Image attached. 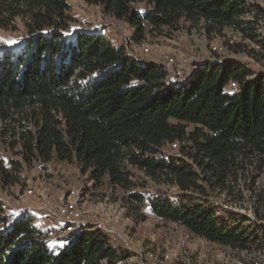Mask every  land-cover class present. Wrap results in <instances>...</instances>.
<instances>
[{
	"label": "trees",
	"instance_id": "trees-1",
	"mask_svg": "<svg viewBox=\"0 0 264 264\" xmlns=\"http://www.w3.org/2000/svg\"><path fill=\"white\" fill-rule=\"evenodd\" d=\"M135 28L171 33L231 29L234 52L264 55V8L247 0H84ZM146 4L139 13L133 3ZM68 0H0V29L23 30L0 50V149L19 147L21 160L0 156V186L21 181L23 162L74 163L94 184L128 191L125 200L165 222L233 250L263 249L264 231L210 200L230 190L238 170L264 168V72L234 60L200 66L184 84L169 83L164 65L142 63L103 32L72 30ZM216 54L215 51H213ZM233 80L239 86L225 89ZM172 144H175L173 149ZM175 150L176 153L165 152ZM137 168L174 196L131 191ZM134 202H137L135 205ZM32 215L10 220L0 206V264H117L126 254L104 232L71 233L52 252Z\"/></svg>",
	"mask_w": 264,
	"mask_h": 264
},
{
	"label": "rangeland",
	"instance_id": "rangeland-1",
	"mask_svg": "<svg viewBox=\"0 0 264 264\" xmlns=\"http://www.w3.org/2000/svg\"><path fill=\"white\" fill-rule=\"evenodd\" d=\"M247 1L264 8V0ZM68 3L74 19L72 30L101 31L113 44L123 45L128 54L135 55L145 63L164 65L168 73L165 80L168 82L179 84L192 76L196 65L214 61L234 60L249 67L254 73L264 72V55L251 56L248 53L249 48L257 49L255 44L248 42L245 52L240 53L229 49L227 43L240 41L239 34L231 29H226L221 35L208 36L201 29L182 27L166 34L146 32L144 38L136 41L135 28L125 21L110 17L101 6L87 4L84 0H68ZM132 7L142 13L147 6L136 2ZM259 33L264 36V18L260 22ZM22 34L20 27L14 31L0 29V50L17 46ZM146 47L148 49L145 52ZM219 47H226V51L220 54L217 51ZM170 58H173V62L169 61ZM183 60L187 63H182ZM177 68L182 69L180 77L173 74ZM225 90L230 93L235 89L227 86ZM18 149L3 144L0 156L21 160V156L16 154ZM165 150L177 152L167 147ZM22 165L21 181L13 186H0V197L12 200L10 196L18 197L25 187H30L47 196L51 204L61 205L72 190L77 191L78 196L74 197L78 199L77 204L84 210L86 219L91 223L103 222L111 233L107 236L112 244L125 252L127 257L117 264H264L263 249L233 250L210 242L183 226L165 222L150 213L146 201L140 203L137 210L136 206L133 207L132 203L125 200L128 191L121 187L114 188L105 181L94 184L89 174H83L74 163L56 160L43 163L34 160L30 164L23 162ZM131 169L134 171L131 191H141L147 196H174L178 193L176 186L157 184L142 170L134 167ZM210 200L222 208L244 215L249 219L245 225L253 224L264 231V168L248 165L238 170L230 190L216 189L212 191ZM32 218L44 230L51 225L42 212L33 213ZM67 241L65 238L53 239L48 243L52 252L58 253L68 244Z\"/></svg>",
	"mask_w": 264,
	"mask_h": 264
},
{
	"label": "built area",
	"instance_id": "built-area-1",
	"mask_svg": "<svg viewBox=\"0 0 264 264\" xmlns=\"http://www.w3.org/2000/svg\"><path fill=\"white\" fill-rule=\"evenodd\" d=\"M147 49L148 48L146 47L144 51L146 52ZM225 49L226 47H219L217 51L220 54H223L224 51H226ZM213 50H216V47H213ZM129 55H131L136 60L145 63L135 55L131 53ZM169 61L173 62V58H170ZM182 63H187V61L183 60ZM200 66L201 65H196L194 67V78L196 77ZM180 68H177L176 72L174 71L173 74L178 77L182 76V69ZM169 83L173 82L170 81ZM228 86L237 88L239 85L235 81L231 80ZM172 147L175 148V144H172ZM77 194V191L72 190L68 195V199L62 200L61 205H53L49 202L47 196L43 195L42 193H38L30 187H25L23 192L18 195V197L10 196L13 197L12 200L0 197V206L3 213L8 216L11 221L17 220L19 217H24L29 214L32 215L36 212H42L51 224L45 230L42 229L41 233V237L48 242L53 239L68 238L71 233H78L86 229L99 230L104 232L106 235L111 234L103 222L96 221L91 223L86 219L84 210L79 208L77 204L78 199L74 197L78 196Z\"/></svg>",
	"mask_w": 264,
	"mask_h": 264
},
{
	"label": "water",
	"instance_id": "water-1",
	"mask_svg": "<svg viewBox=\"0 0 264 264\" xmlns=\"http://www.w3.org/2000/svg\"><path fill=\"white\" fill-rule=\"evenodd\" d=\"M193 79H194V75L192 74V76L188 77V78H187L186 80H184L183 82H180L179 85H180L181 83H188V82L192 81Z\"/></svg>",
	"mask_w": 264,
	"mask_h": 264
},
{
	"label": "crops",
	"instance_id": "crops-1",
	"mask_svg": "<svg viewBox=\"0 0 264 264\" xmlns=\"http://www.w3.org/2000/svg\"><path fill=\"white\" fill-rule=\"evenodd\" d=\"M42 228V227H41ZM43 229V228H42Z\"/></svg>",
	"mask_w": 264,
	"mask_h": 264
},
{
	"label": "snow or ice",
	"instance_id": "snow-or-ice-1",
	"mask_svg": "<svg viewBox=\"0 0 264 264\" xmlns=\"http://www.w3.org/2000/svg\"><path fill=\"white\" fill-rule=\"evenodd\" d=\"M9 43H11V42H9Z\"/></svg>",
	"mask_w": 264,
	"mask_h": 264
}]
</instances>
